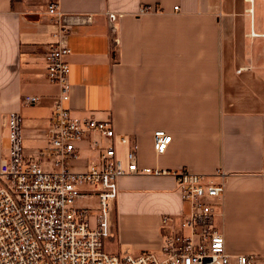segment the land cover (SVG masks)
Returning a JSON list of instances; mask_svg holds the SVG:
<instances>
[{
	"label": "crops",
	"instance_id": "0c3cea01",
	"mask_svg": "<svg viewBox=\"0 0 264 264\" xmlns=\"http://www.w3.org/2000/svg\"><path fill=\"white\" fill-rule=\"evenodd\" d=\"M55 1L67 16H92L68 36V109L112 120L130 140L117 145L119 157L136 149L142 169H186L223 183L217 226L227 251L264 261V23L256 0H247L250 8L242 0H0V161L9 147L6 118L18 112L27 158L51 168L38 151L48 145L59 94L45 54L60 27L42 10ZM146 6L152 12L138 15ZM108 13L120 15L115 30ZM28 96L40 101L25 104ZM157 131L172 137L162 155ZM89 145L78 144L73 171L98 161ZM118 183L106 250L109 243L110 253L158 252L164 216L189 211L175 177L138 173Z\"/></svg>",
	"mask_w": 264,
	"mask_h": 264
},
{
	"label": "built area",
	"instance_id": "2783aa9c",
	"mask_svg": "<svg viewBox=\"0 0 264 264\" xmlns=\"http://www.w3.org/2000/svg\"><path fill=\"white\" fill-rule=\"evenodd\" d=\"M151 12L146 6L138 15ZM47 15L60 27L57 41L45 54L47 78L58 86L59 94L48 145L38 151L51 168L27 158L23 117L10 113L5 124L9 147L0 161V264H255L253 256L230 254L217 226L216 202L224 195L223 183H209L186 169H142L136 149L119 157L117 145L129 147L130 140L117 133L112 120L78 117L68 109V36L72 26L90 23L92 16H67L56 1L48 4ZM107 17L115 30L120 15ZM38 101L33 96L24 99L28 105ZM85 140L98 161L85 171H73L70 161L78 157V144ZM171 140L167 132H155L156 154L166 153ZM138 173L175 177L189 211L181 218L164 216L158 252L110 253L106 241L113 234L118 182Z\"/></svg>",
	"mask_w": 264,
	"mask_h": 264
},
{
	"label": "rangeland",
	"instance_id": "374dc122",
	"mask_svg": "<svg viewBox=\"0 0 264 264\" xmlns=\"http://www.w3.org/2000/svg\"><path fill=\"white\" fill-rule=\"evenodd\" d=\"M239 1H241V0H239ZM242 1H243V4H244L245 7L248 6L250 8V7L253 6L252 3L247 1V0H242ZM38 2H37V0H35V5H38ZM256 4H257V18H259V22H263L264 23V0H256ZM47 7H48V4H45V7L42 8V10L47 12ZM258 48H260V49L262 48L261 44L258 45ZM107 249L110 252L111 245L109 243L107 244ZM255 261H256L255 264H264V261H262V260H260V261L259 260L258 261L255 260Z\"/></svg>",
	"mask_w": 264,
	"mask_h": 264
}]
</instances>
